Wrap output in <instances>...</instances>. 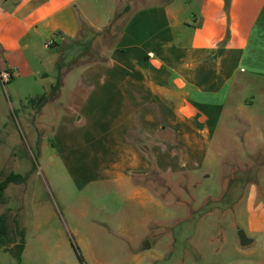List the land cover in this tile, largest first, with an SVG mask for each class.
<instances>
[{"label":"rangeland","instance_id":"374dc122","mask_svg":"<svg viewBox=\"0 0 264 264\" xmlns=\"http://www.w3.org/2000/svg\"><path fill=\"white\" fill-rule=\"evenodd\" d=\"M143 2L105 0L100 13L112 6L127 19ZM21 3L0 0V73L12 75L5 84L0 78V179L26 175L24 183L8 185L0 204L10 238L0 244V264H264V147L252 154L235 138L254 131L237 119L245 111L236 107L260 100L259 85H235L210 155L197 168L178 167L169 147L166 171L153 164L119 183L102 180L86 156L92 147L81 135V100L70 94L75 78L68 71L84 50V62L104 58L115 30L97 35L79 16L85 44L71 45L60 74L59 48L50 53L44 33L19 24ZM59 74V96L39 109L37 98L50 95ZM260 109L253 110L264 119ZM257 127L264 131V124ZM252 187L263 203L257 214L247 205ZM19 227L26 241L20 262L10 252ZM240 231L249 244H241Z\"/></svg>","mask_w":264,"mask_h":264},{"label":"crops","instance_id":"0c3cea01","mask_svg":"<svg viewBox=\"0 0 264 264\" xmlns=\"http://www.w3.org/2000/svg\"><path fill=\"white\" fill-rule=\"evenodd\" d=\"M21 1L19 24L44 33V43L54 39L52 54L55 45L66 57L73 43L85 44L80 18L97 35L115 30L104 58L95 54L96 60L84 62V50L70 59L68 71L75 78L70 94L81 100L78 121L84 122L81 135L92 147L86 156L100 171L97 178L119 183L153 164L166 171L169 147L178 167L197 168L210 155L237 83L259 85L261 94L260 100L237 105L236 112L245 111L237 119L254 131L235 138L252 154L264 147V131L257 127L264 119L253 110L259 106L264 115V0H144L110 28L118 13L108 6L101 14L105 0ZM247 203L250 214L262 212L256 187Z\"/></svg>","mask_w":264,"mask_h":264},{"label":"trees","instance_id":"16d2710c","mask_svg":"<svg viewBox=\"0 0 264 264\" xmlns=\"http://www.w3.org/2000/svg\"><path fill=\"white\" fill-rule=\"evenodd\" d=\"M125 12L128 11V7H126L124 9ZM124 18V12H120L118 13L113 20L111 21V24L109 26L112 27L113 24H116L119 20H123ZM66 59L65 56H62L60 63L58 64V68L61 74V71L63 70L62 68H64L66 65H69L67 62H65L64 60ZM60 74L59 77L55 83V85H53L51 87L50 90V95H41L39 98V100L42 101V103L40 104L39 109H41L45 103H47L48 101V97H54L58 91L59 88L61 86V81H60ZM34 99H32L33 101ZM26 181V175H23L21 173H14V172H10L9 174H7L5 177H3L2 179H0V204L3 203L4 200V195H5V190L7 189L8 185L10 184H22ZM16 238H18V241L14 243V246L12 248H10V252L13 255V257L20 262L21 261V257H22V253L24 252L25 249V245H26V241H25V232L22 228L19 227L17 234H16ZM10 241L9 238V226H8V222H7V217L5 214H0V244H5L6 241Z\"/></svg>","mask_w":264,"mask_h":264},{"label":"built area","instance_id":"2783aa9c","mask_svg":"<svg viewBox=\"0 0 264 264\" xmlns=\"http://www.w3.org/2000/svg\"><path fill=\"white\" fill-rule=\"evenodd\" d=\"M54 44V39H50L47 42H45V47L50 48ZM12 77L11 73L3 72L0 73V78L3 82V84L7 83V80Z\"/></svg>","mask_w":264,"mask_h":264},{"label":"water","instance_id":"95a60500","mask_svg":"<svg viewBox=\"0 0 264 264\" xmlns=\"http://www.w3.org/2000/svg\"><path fill=\"white\" fill-rule=\"evenodd\" d=\"M240 237H241V244H242V245H247V244L250 243V240H248V239L245 237L243 231H240Z\"/></svg>","mask_w":264,"mask_h":264}]
</instances>
